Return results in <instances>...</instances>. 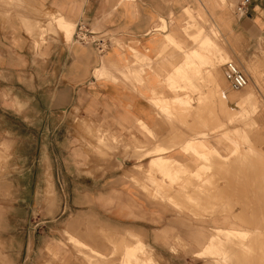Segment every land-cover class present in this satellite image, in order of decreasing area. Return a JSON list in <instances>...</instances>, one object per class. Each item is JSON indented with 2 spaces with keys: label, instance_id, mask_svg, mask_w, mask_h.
Segmentation results:
<instances>
[{
  "label": "crops",
  "instance_id": "0c3cea01",
  "mask_svg": "<svg viewBox=\"0 0 264 264\" xmlns=\"http://www.w3.org/2000/svg\"><path fill=\"white\" fill-rule=\"evenodd\" d=\"M241 1L14 0L13 6L10 2H0V187L8 193L0 205V264H17L22 253L32 255L36 249L31 226L17 232L16 221L31 218L32 204L38 202L43 206L45 203L41 189L47 187V171L52 173L55 189V172L65 176L68 200L62 201L57 196L55 203L56 214L61 211L62 231H66L71 242L101 255H108L115 248L124 252L127 247L142 243L161 257L164 264L205 263H192L186 253L197 256L217 230L233 229L219 227L218 222L222 220L219 217L178 214L163 200L152 198L143 189L137 168L149 171L158 153H148L162 147L165 149L162 155L187 170L212 165L216 171L224 170L220 161L226 156L221 142L224 129L220 128L225 123L224 102L216 101L207 110L209 115H178L170 121L161 115L152 100L186 97L184 91L169 89L168 78L176 80V69L184 66L185 56L166 41L168 35L184 49L196 48L192 35L199 28L205 29L219 50L224 49L226 39L237 47L235 54L249 61L250 67L264 66V59L255 55L264 44V0H247L245 13L239 15L230 4L234 2L238 6ZM54 15L75 27L69 40L51 19ZM79 25L113 40L102 58L92 45L75 40L73 33ZM214 32L219 37L214 38ZM199 52L209 56L208 52ZM140 59L145 60V66L140 71L141 82L135 83L136 73L130 68ZM205 70L202 68V73ZM218 76L213 68L209 78L214 86L210 87V93L218 92V83L226 101L228 94H224L222 78ZM192 81L195 87L199 86L196 78ZM239 99L240 95L232 104L226 101L227 108L238 109ZM76 111L118 130L128 143L134 145L137 140L144 145L140 149L144 151L142 157L131 154L117 157L118 167L97 172V164L91 162L90 156L86 157L75 133L49 131L54 117L58 122L65 114ZM139 123L146 133L140 131ZM35 125L39 127L34 129ZM203 126L216 130L201 131L208 135L207 140L199 142L208 149L209 163L197 164V157L186 154L182 147L193 140L187 133ZM109 133L120 142L119 147L124 143L123 138ZM110 145L118 148L114 143ZM259 151L264 155V148ZM17 156L23 157L19 162L23 174L18 177ZM231 167L225 170L232 172L233 178H227V185L221 186L223 192L225 188L229 193L225 197L236 203L264 204V193L256 192V187L263 184L259 181L256 184L250 176L252 171L246 170L245 175L244 167ZM36 168L38 176L32 174ZM240 172L248 180L241 182ZM17 188L24 189L22 198L16 195ZM28 188L35 191L29 192ZM62 203L67 206L62 208ZM21 208L23 214L19 215ZM239 212V209L234 211ZM47 213L45 209L39 212L42 221H48ZM255 213L253 210L248 218L254 219ZM210 226L214 233L207 234ZM19 235L22 240L17 238ZM219 237L224 241L223 236ZM177 239L185 249H177ZM46 247L58 253L61 264H87L76 258L63 233H53L47 226L40 230L38 253L41 257ZM171 248L179 250V254L171 253Z\"/></svg>",
  "mask_w": 264,
  "mask_h": 264
},
{
  "label": "rangeland",
  "instance_id": "374dc122",
  "mask_svg": "<svg viewBox=\"0 0 264 264\" xmlns=\"http://www.w3.org/2000/svg\"><path fill=\"white\" fill-rule=\"evenodd\" d=\"M0 2H10L11 5L14 3V0H0ZM230 7L236 11L235 9L237 5L236 3L231 2ZM37 28H39V32H42L40 24H37ZM213 34L214 38L219 37L218 33L214 32ZM166 40L168 41L167 37ZM111 41L113 40L111 39ZM210 41L207 42L203 51L209 53L211 66L210 64H201L199 65V69H193L189 60L185 59V64L181 67V70H185L187 78L185 80L179 79L177 82H174V78L172 77L168 78L170 84L169 89L173 92L176 90L181 92L184 91L186 97L177 96L173 98L172 101L165 98L154 99H160V113L170 121L173 120L174 116L178 115L184 117L196 114L209 115L210 112L207 110H209L212 105H215L216 101L224 102L223 114L225 117V123L223 127L220 126V128L224 129V133L221 134V142L225 145L224 152L226 156L220 158L224 170L216 171L215 165H212L209 168L204 166H194L195 170L193 172L194 167H188L187 170L181 166V171L178 173H171V175L168 176L164 172L165 170L160 169V167L156 165L151 172L150 170L146 172V169L141 168H137V171L141 176V181L144 183L143 189L147 191L148 195L154 199L163 200L164 203L174 209L176 213H186V215L196 218L219 217V219H222L218 222V225L221 228L248 231H245L244 234L240 235H228L225 234L226 232L223 230H217L216 233H214L213 226H210L207 229V234L212 232L214 233L213 235L217 237L223 236L224 246L221 249L222 251L218 254L201 257L199 255L196 256V253L188 252L186 254L190 255V261L192 263L202 261L205 262L204 264H264V204L256 203L254 205L236 203L235 201L232 202L231 198L225 197L227 194L226 189L224 188L223 192V189L221 188L222 185H227V178H230V180L233 178L232 172L225 170L227 168H232V165L241 168L244 167L245 175L246 170L252 171L253 173L250 172V176L254 177L256 184L258 185L260 184L259 182H261V184L264 185V155L259 151V149L264 148V66L258 69L250 67L249 61H246L242 55L237 56L235 54V51L237 52V47L234 48L226 39H224L223 50L218 49L211 37ZM169 42L175 49H180L171 40ZM232 47L234 49H232ZM197 50L202 52L199 48H197ZM255 55L264 59V44L260 45ZM229 60L236 63L239 69L245 73L249 81L247 88L254 91L252 100L248 102H237L238 109L232 108L231 106L227 108V102L217 89L216 91L218 92H215L214 94L210 93V87L214 86L211 78H209V71L211 72L212 67L215 68V71H217L222 78L223 92L224 94H228V101L231 100L229 104L237 101L238 96L244 91H247V88H245L246 90H244V88L238 91L232 90L225 80V69L223 64ZM144 66L145 60L142 59L136 60L135 63L131 65L132 68L130 69L136 73L137 77L134 78L135 83L141 82L140 71H143ZM202 68L206 69L203 73L201 71ZM126 69L127 71H131L129 68ZM193 78H196V81L199 83L198 87L191 84ZM154 105L158 107L157 103H154ZM226 121H228V123H226ZM235 126L236 128L233 130V127ZM38 127L39 125H35L34 129H37ZM139 128L140 131H144L140 123ZM59 130L64 133L73 132L79 137L77 140L79 146L84 151L86 157L90 156L91 162L97 164L96 170L97 172L100 171L99 173L118 167L119 163L116 159L117 157L124 158L127 157L128 154H131L140 158L142 157L141 153L144 152H141L140 150L144 145L140 144L137 140L134 141V145L130 142L128 143L125 139V135L124 137H121L118 130L100 124L98 121H94L77 111L65 114V116L60 118L58 122L55 117L51 120L49 131L52 132ZM214 130L216 129L203 126L199 127L197 130L188 132L186 136L193 139L196 143H200L199 139L204 141L208 138V135L201 131L208 133ZM109 131L124 139V143L122 142L120 147V142L116 138L112 139L114 138V135L109 133ZM132 137H134L133 134ZM111 143H114L118 148H113V146L110 145ZM147 148L148 147H145V149ZM212 153L216 155L215 152ZM212 153L210 152V154ZM208 157L209 155L206 153L203 154V157L200 155L196 158L197 161L195 163L208 164ZM16 158V175L18 177V175L23 174V170L20 169L21 165H19L21 164L19 162L23 157L17 156ZM170 165L172 167L175 166L174 163H170ZM45 173V176L48 177V180L46 179L45 182L47 187L41 189V194L45 199V203L43 206L38 202L32 204L30 208L31 218L26 221H16L17 232L18 230L28 229L29 225L31 226L37 241V247L32 250V255L27 256L26 253H22L17 264H61V258H59L58 253L52 247H46L43 250L42 257L38 253L40 230L45 229L46 226L50 228L53 233H60L61 235L63 233L65 235V240L71 245L76 254V258L87 264H115L119 262V260L123 261L121 264H164L161 257L155 255V253L148 250L145 246L142 248L146 249H140L137 251V259L129 261L127 256L124 255L125 251L123 252V250L115 248V250L111 251L108 255H101L88 250L80 244H74L71 242L66 231H62L63 227L61 226V221H59L61 211L59 214H56L57 208L55 200L57 199V196H61L60 198L62 201H67L69 197V189L65 176L61 172H55V183L57 186L55 189L53 188L52 173L50 171ZM32 174L38 176L39 169L36 168V171H32ZM245 175L242 172L239 173V180L241 182L244 181L243 179H247ZM0 177H2V172ZM263 185H261V187H256L257 194L264 193ZM23 191L24 189L17 188L16 195L22 198ZM30 191L33 192L35 189L30 188L29 192ZM7 194V189L0 187V205H2L7 198ZM19 201L20 200H18V202ZM64 206L66 207L67 205L62 203L61 207L64 208ZM20 207H23V205ZM42 209H45L48 212L47 215L49 219L47 222L40 219L39 212ZM236 209H239L240 212L234 213ZM243 210H245V212L250 211V213H243ZM253 210H256L255 218H248L249 216H252ZM18 214H23V208L18 210ZM192 221L195 222L193 219ZM58 229L59 231H57ZM17 238L22 240L23 237L22 235H19ZM175 243L177 249H185V245L180 240H175ZM177 249L171 248V253L179 254V250ZM148 256L152 257L154 261L146 260ZM57 261H59V263Z\"/></svg>",
  "mask_w": 264,
  "mask_h": 264
},
{
  "label": "bare ground",
  "instance_id": "6f19581e",
  "mask_svg": "<svg viewBox=\"0 0 264 264\" xmlns=\"http://www.w3.org/2000/svg\"><path fill=\"white\" fill-rule=\"evenodd\" d=\"M51 19L57 24V26L59 27V29L65 34V38L66 40H69L71 38V35H72V32L74 31V26L71 24V23H67L66 21L63 20V18L61 17H56L55 15L54 16H51ZM215 27V26H214ZM167 39H168V43L170 44V40L177 46L179 47L182 52H183V55L185 56V59L186 60H189V62L191 63V67L193 69H199V65L203 64H210L211 66V60H210V56H205L203 54H201L199 52V50H197L196 48H199L200 50H204L203 48H205V45L207 44L208 41H210V36L207 32H205L204 29H201L199 28L197 30V32L195 33V35L193 36L192 35V39L194 38V44H195V47H191V48H188V49H184L182 48L178 42H176L172 36L168 35L166 36ZM211 42V41H210ZM213 43V42H212ZM171 45V44H170ZM215 45V44H214ZM171 48V47H169ZM168 48V49H169ZM172 49V48H171ZM168 51V50H167ZM166 51V52H167ZM171 51V50H170ZM173 51V50H172ZM169 52V51H168ZM175 52L174 55H176L178 52L177 51H173ZM172 52V53H173ZM177 52V53H176ZM167 54V53H165ZM170 54V53H169ZM180 54V53H179ZM205 54V53H204ZM208 54V53H207ZM171 55V54H170ZM178 55V54H177ZM182 54H180L181 56ZM182 55V57H183ZM175 57V56H174ZM173 57V58H174ZM165 58V57H163ZM176 58V57H175ZM168 61H170L169 59H167ZM165 59V61H167ZM175 60V59H174ZM162 61V60H161ZM172 61V60H171ZM173 62V61H172ZM180 63V62H179ZM178 63V64H179ZM173 64V63H172ZM174 65V64H173ZM181 65V64H180ZM176 66V64H175ZM211 68V67H210ZM214 67L211 68V72L209 71V75L210 77H212V70H213ZM177 71V74H178V77H176V80H174V82H177L179 79L181 80H185L187 78L186 76V72L185 70H181V68H177L176 69ZM118 73V72H117ZM191 84H193V82H191ZM218 84V83H217ZM216 84V89L218 91H220V86ZM219 86V87H218ZM182 87V86H180ZM247 88V86L245 87ZM244 88V90H246ZM222 92V90H221ZM220 92V93H221ZM223 95V93H222ZM235 96V95H234ZM224 97V96H223ZM253 98V92H250L248 91V88H247V91H244L242 94H240V99L239 101H250L252 100ZM159 100L160 99H154L153 101V104L154 103H157L158 104V107L161 105L159 104ZM225 100V99H224ZM228 101V98L227 100ZM229 102H231V100H229ZM112 139H115L112 138ZM200 140V139H199ZM182 149H184V152H186V154L188 155H192V156H200L202 155L203 157V154H207L209 155L208 152V149L205 147V145L200 142V143H196L194 140H191L189 142H187L183 147ZM163 151H165L164 148L162 147H158L152 151H150L148 154H153V153H158L157 156H155L152 161H151V165H150V172L151 170L157 165L160 167V169L162 170H165L164 172L166 173V175H171V173H178L179 171L182 170L181 166L182 165H179L177 163H175L174 161H171L169 160V158H167L166 156L162 155ZM209 159V157H208ZM170 163H174L175 164V167H172L170 165ZM149 172V173H150ZM163 194V193H162ZM226 233L225 234H228V235H232V234H244L243 231L241 230H237V229H233V230H227L225 231ZM74 244L76 242H73ZM224 241L218 236H215V235H211L210 239H209V243L207 245V247L204 249V251L200 252L198 255L201 257V256H208V255H211V254H218L220 253L222 250V247L224 246ZM78 244V243H77ZM144 247V245L142 243H138L137 245H135L134 247H127L126 250H125V254L127 256V258L129 259V261L133 260V259H137V251L140 250V249H146V248H142ZM224 249V248H223ZM146 260H150V261H154L152 257L148 256L146 258ZM146 260H145V263H146Z\"/></svg>",
  "mask_w": 264,
  "mask_h": 264
},
{
  "label": "built area",
  "instance_id": "2783aa9c",
  "mask_svg": "<svg viewBox=\"0 0 264 264\" xmlns=\"http://www.w3.org/2000/svg\"><path fill=\"white\" fill-rule=\"evenodd\" d=\"M247 0H242L236 7V14H244ZM75 40L81 44L92 45L100 57H103L112 44L111 39L101 36L95 31L87 29L81 25L77 26L73 33ZM224 78L232 90L238 91L248 85V77L241 71L236 63L232 60L226 61L224 64Z\"/></svg>",
  "mask_w": 264,
  "mask_h": 264
}]
</instances>
